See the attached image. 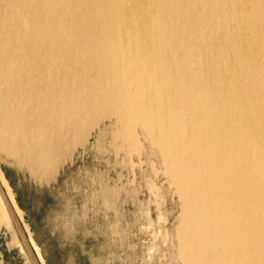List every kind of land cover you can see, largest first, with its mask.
<instances>
[{
  "label": "bare ground",
  "instance_id": "1",
  "mask_svg": "<svg viewBox=\"0 0 264 264\" xmlns=\"http://www.w3.org/2000/svg\"><path fill=\"white\" fill-rule=\"evenodd\" d=\"M250 3L4 0L0 159L43 180L115 117V137L140 128L160 150L183 264H264V9Z\"/></svg>",
  "mask_w": 264,
  "mask_h": 264
},
{
  "label": "rangeland",
  "instance_id": "2",
  "mask_svg": "<svg viewBox=\"0 0 264 264\" xmlns=\"http://www.w3.org/2000/svg\"><path fill=\"white\" fill-rule=\"evenodd\" d=\"M249 3L264 9V0ZM119 130L115 117L97 119L43 180L0 159V181L42 264H183L181 201L160 150L140 128L125 141ZM1 227L0 264H29L9 219Z\"/></svg>",
  "mask_w": 264,
  "mask_h": 264
},
{
  "label": "water",
  "instance_id": "3",
  "mask_svg": "<svg viewBox=\"0 0 264 264\" xmlns=\"http://www.w3.org/2000/svg\"><path fill=\"white\" fill-rule=\"evenodd\" d=\"M0 198L5 206L11 226L14 229L17 238L20 241L21 247L25 252L29 264H41L35 254L33 247L31 246V243L29 242L25 229L23 228V225L19 217L17 216L1 182H0Z\"/></svg>",
  "mask_w": 264,
  "mask_h": 264
}]
</instances>
